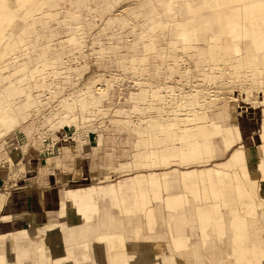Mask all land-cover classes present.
I'll use <instances>...</instances> for the list:
<instances>
[{
    "label": "rangeland",
    "instance_id": "1",
    "mask_svg": "<svg viewBox=\"0 0 264 264\" xmlns=\"http://www.w3.org/2000/svg\"><path fill=\"white\" fill-rule=\"evenodd\" d=\"M166 1L169 0H36L35 6L29 4L25 9L16 12V0H6L12 11L16 12L15 24L20 23L21 27L12 36L14 27L9 26L5 33L8 46L6 48L1 46L3 49L0 47V53L3 54L2 57L0 55L2 112L0 115L7 118L6 124H0V175L5 180L0 183V191L3 186L6 187L0 192V204L1 206L3 204V208L0 209V220L3 212L9 207L7 188L15 187L19 177L25 173L37 171L45 177L55 170L56 176L62 173L64 179L71 173L69 182L61 185L62 191L66 189L76 191L82 196V200L87 198L89 201L92 194L86 187L114 188L117 183L115 179L123 176L149 177L153 173L152 178L156 179L165 170L188 169L192 165L202 163L207 154L201 153L198 163L183 166L179 156H172L166 168H151L146 165V156L147 152L160 153L153 145L164 141L163 138H167L168 148L171 149L166 151L171 152L180 150L187 152L192 145L201 143L199 135L201 125L208 129V132L212 129L209 105L214 108L220 104L229 116L239 117V121L252 129L256 127L253 133L256 135L253 136L261 133L264 123V72L255 80L251 74L239 79L234 77L229 81L222 77L208 87L207 80L203 78L200 82L196 74L200 76L208 68H219L223 61L218 50L208 48L209 56L206 60L205 54L201 58L198 56L200 50H194L195 45L189 46L191 49H187L188 46H176L178 50L186 49V59H179L178 65L190 68L187 78L179 77L177 74L169 76L168 59V61L154 59V63L151 61L153 55L149 52L154 48L156 52L162 54L166 52L165 46L158 44L157 41L166 36L176 40L178 32L174 25L172 29L168 27L173 22L171 19L162 15L155 16L156 6ZM208 1L206 6L190 11L188 14L190 17L179 16L178 19L184 30L198 29L199 19L194 20L193 16L209 14L203 11V8L211 11L209 7H212L217 12L216 22L220 32L217 36L224 37L227 31L224 25L226 21H232L234 10L229 7V10L221 11L218 5H235L236 2ZM262 15L264 16V12ZM155 18L158 23L154 22ZM261 23V29L264 30V19ZM244 24L250 29L247 20H244ZM195 33L193 37L199 38L200 35L196 36ZM163 42L165 43V40ZM151 43L156 46L151 47ZM117 48L119 50H116ZM142 53L146 54L144 63L137 62L140 57L136 58L135 62L133 56ZM202 62L208 67L202 66ZM213 64L215 65L212 66ZM222 71L223 68H219L220 75L223 74ZM18 80H22L20 83L22 94L13 98L7 96L8 92L4 94L7 86L20 87L16 82ZM110 84H113L112 87L115 89L114 95L104 98L96 106L91 105V97L101 96L98 88L106 89ZM133 87L139 92L128 101L126 89ZM41 95H48L47 100L42 101ZM211 97L216 102L210 101ZM78 100L80 104L87 105L82 115L79 109L71 112L69 108ZM198 105H203L204 109ZM55 106L57 127L48 126L52 116H49L47 122L43 120L40 131L32 133V136L35 137V141L44 144L40 146L36 141L33 145V140H30L32 123L29 122L41 117L42 112H51ZM13 107L15 108L11 111ZM198 109H203L204 114H198ZM72 114L75 117H72ZM10 116L15 118L14 125L8 120ZM151 118L159 120L164 118L169 123L178 122L177 126L170 128L178 140L174 141L169 131L162 133L153 126L148 127L147 120ZM129 130L141 133L146 130L152 131L154 142L146 147L144 138L139 141L140 147L135 144L136 149L133 150L132 144L136 142ZM216 141L220 142V138L217 137ZM82 145L86 146L87 151L81 150ZM158 146L156 148H159ZM243 148L244 144L237 149ZM247 148L250 155L259 156L254 147ZM110 153L113 154L112 157ZM14 155L15 159L11 161ZM208 156L218 158L212 154ZM134 158H140L144 164L133 165ZM127 163L130 165L124 167ZM107 166L113 171L105 172ZM213 168L214 164L196 169L206 172L207 169ZM90 170L93 171V175L89 174ZM236 170L229 169L230 178L227 177L226 183H232L231 176ZM258 178L261 182L260 175ZM130 182L132 181H125L127 184ZM219 185L220 190H225L224 183ZM252 188L255 187L249 189ZM226 190L231 191L229 188ZM26 192L31 193L30 190ZM222 195L225 199L223 192ZM182 197L181 204L190 210L187 213L188 217L199 220L200 223L201 220H205L208 226L188 227L189 219L186 218L182 236L174 239L182 238L183 241L184 238L190 237L196 246H200V235L203 238L206 236L207 242L204 243H209L214 250L212 240L218 236L219 231L213 228V225L220 220L219 214L216 213L217 216L214 215L215 218L212 220L207 218L209 211L202 213L197 211L195 206L200 202L199 190L191 181L187 182ZM255 201L256 199L253 203ZM17 213L18 211L9 213V217L13 218ZM208 216L210 218V214ZM208 222L212 224L209 225ZM261 228L264 230L263 226ZM17 229L18 226L12 227L13 231ZM6 238L8 237L2 238L0 242ZM12 244L7 249L9 253L13 252ZM19 251L17 249L15 252Z\"/></svg>",
    "mask_w": 264,
    "mask_h": 264
},
{
    "label": "bare ground",
    "instance_id": "2",
    "mask_svg": "<svg viewBox=\"0 0 264 264\" xmlns=\"http://www.w3.org/2000/svg\"><path fill=\"white\" fill-rule=\"evenodd\" d=\"M235 2V5H218V8H220L221 11H226L230 8L234 10L232 21L228 20L224 25V27L227 29V31L225 32L226 36L224 37L217 36V34L220 33L218 31L219 25L216 22L217 12L214 11L212 7H209L211 11H209L206 7L203 8V11L208 12L209 14L204 13L199 16H193L194 20L199 19L200 23H198V29L190 28L189 30H184L185 28L182 27V24L178 19L179 16L190 17L188 16L190 11L197 10L203 6H206L209 3L208 0H169L164 3H159L156 6L158 9H154L155 16L162 15L171 19V21L173 22L171 23V25H168V27L172 29V25H174V27H176V31L178 32L176 34V40L169 38L170 36H166V38L163 37L162 39H159L157 41L158 44H162L166 48V52H164L163 54L161 52H156L154 48L156 45L151 43V47L154 48L153 51L149 52L151 55H153V57L150 58L151 61H153L154 63V59L161 61L169 60L168 63H170V65H168L167 63V69L170 73L169 76H175L177 74L179 77L187 78L191 71L190 68H188L187 66L183 67L178 65L179 59H186V49L181 48L180 50H178L176 46H188L187 49H191L189 48V46L195 45L196 48L194 50H200V53L198 54L200 58L203 57V54H205L204 58L207 57L206 60L208 59V48L218 50V52H220L221 54L220 58L223 63L218 67L223 68L222 75H220L219 73V68H208V70L203 72L200 76L196 74L197 78L200 79V82L203 81V78L207 80L208 84L206 86L208 87H211L212 83L216 82L217 80H221L222 77L226 79V81H229L234 77L238 79L244 76L247 77L248 74L253 75L252 78L254 80L261 77L262 73L264 72V30L261 29V20L264 19V16L262 15V12H264V0H235ZM35 3L36 0H16V12L25 9L29 4L35 6ZM40 8L42 7L40 6ZM16 12L12 11V9L8 6L6 0H0V47L3 46L6 48L8 46L5 33L8 30L9 26L14 27V29H12V36H14L16 34V30L21 27L20 23L15 24L17 20ZM244 20L248 21L250 29L245 26ZM154 22L158 23L157 18L154 19ZM194 33L196 34V36L200 35V37H193ZM164 40L165 43L163 42ZM116 50H119V48H117ZM134 51L136 50H133V52ZM0 55L1 57L3 56L2 52L0 53ZM145 55V53H142L139 54V56H133V58L135 59L134 61L136 62V58L140 57L137 62L143 64ZM199 64H201V62ZM56 65L60 66L59 64ZM156 65L158 66L159 64ZM214 65L215 64H213L212 66ZM202 66H204L203 62ZM204 67L208 66L205 65ZM156 70L159 71V69ZM16 82L20 87L10 85L9 87L7 86L6 89H4L3 92L4 94L8 92V97L13 98L18 94H22V88L20 84L22 83V80H18ZM186 82H188V80ZM112 86L113 84H110L106 89L98 88L101 96L99 98L91 97L90 104L96 106L100 104V102L104 100V98L114 95L115 89ZM126 91L129 96L127 98L128 101L131 100L132 96L135 93L139 92V90L135 87L126 89ZM47 96L48 95H41V100H47ZM51 96L52 95H50V97ZM79 101L80 100L75 102L74 106L70 105L69 108L71 112L74 109H79L80 114L82 115L87 105L80 104ZM210 101L216 102L214 101L213 97L210 98ZM200 106L204 109V107H202L203 105H198V107ZM208 107L210 110L209 116H211L210 123L212 125L213 131L208 132L201 125L199 131L201 143L192 145L191 149L187 152L182 150L173 152L164 151L158 154L147 152L146 165L150 166L151 168H166L170 164L169 159L172 156H179L180 163L183 166L192 163H198L200 161L201 153L204 155L212 154L214 157H221L224 156V153L228 151L230 145L234 141H240L246 135L254 133L256 127L252 129L250 126L245 125V123L239 121V117L229 116L226 111L222 107H220V104H217L216 106H214V108H212V106L210 105ZM14 108L15 107H13L11 111ZM55 109L56 106L51 110L52 113L48 111L42 112L40 115L41 117L33 119L29 122L32 123L30 125V140H33V145L34 142L38 140L35 141V137L32 136V133L35 134L40 131L39 128L43 124V120L47 122L49 116H52V119L48 126L51 125L53 127H57ZM203 109H198L197 113L204 114ZM1 113L2 112L0 109V114ZM72 117H75V115L72 114ZM40 118H42L41 121ZM6 119L7 118L4 117V115L2 117L0 115V124H6ZM8 120H10V123L12 125L16 123L15 118H13L12 116H10V118L8 117ZM230 123H238L239 125L236 128V138H233V136H231V132L228 128V125ZM177 124L178 122L176 121H173L171 123L166 122L164 118H162L161 120L153 118L147 120L148 127L153 126V128L158 129V131L162 133L167 131L172 133L170 131V128L177 126ZM32 127H34V130H32ZM129 132H131L135 137L136 143L132 144L133 150L136 149V147H134L135 144L138 145V148L140 147L139 141L143 140L144 138L146 139V142L144 141L146 143V147H148L150 143L154 142L152 131L146 130L145 132L141 133L138 131L129 130ZM113 136H115V134ZM172 136L174 141L178 140L177 136H175L174 133H172ZM215 136H220V144L215 141ZM257 141H264V123L261 133H259L257 136L249 138L248 142L244 144L246 146L245 148L234 149L232 151L230 162H215L213 169H207L206 172L200 171V176L198 177L200 181L199 186L202 188V190L209 189L211 192H214L217 188H220L219 183H224L223 188H229L230 190L232 188L241 190L243 185L247 186V188H260L261 185L258 175L254 171L253 165L249 164L250 150L247 148L249 145ZM43 144V142H39L40 146H42ZM261 147H264V144L254 149L258 153ZM81 150L87 151L86 146L82 145ZM110 156L112 157L113 154L110 153ZM14 159L15 155L11 157V161H13ZM138 164L143 165V160L134 158L133 165ZM128 165H130V163H127L126 165H124V167H127ZM109 167L110 166L106 167L108 169H106L105 172L113 171ZM233 168H237L238 171L236 174H233L231 176L232 183H226L225 180L227 179V177L230 178V176H228L229 169L232 170ZM89 174L93 175V171L90 170ZM152 175L153 173L150 174L149 177L139 175L135 178V180H130L132 182L128 184L120 182L116 187L118 193L120 194L124 188L129 187L135 193L134 199L136 200V202L134 203L127 204L125 197L123 195L119 196L120 205L123 209L119 214L123 216L128 226L125 235L122 236L123 238L119 237V235H116L115 229L113 228L109 229L108 232L105 231V219H111L110 215L106 216L105 214L100 213L98 207L90 206L89 201L80 199L77 192L74 191L66 192L64 196L60 194V199L56 206L57 210L49 219H59V235L64 237L65 240H67V238H74V240L76 241V247L74 251L80 253L81 255H83V252L87 251L88 249L87 246L82 245L83 234L85 232L88 242H93L92 251L93 247H95L94 243L97 242L105 257H109V253L111 251L117 250L122 252L123 250H128V255L131 258L132 264H138L137 262L132 260L134 257H136L137 252L139 254V258H141V264H145L150 261L160 264L165 256L170 259L171 257H174V252L170 245L165 243V239L163 235H161V227L164 216L161 213L156 212L155 210H146L148 196V191L146 190L148 189V187L152 188L153 186ZM158 178L160 184L159 188L163 189L164 191L172 190V187L175 183H181L183 185L185 184V174L179 172L177 168H172L169 171L165 170L161 176H158ZM86 189H88L89 192L93 194L94 188L86 187ZM26 191H28V189L24 190L21 194H19L18 196L16 195L13 198V203L14 201L23 203L24 209L18 211V213L13 218L9 217V213L3 212L2 218L0 220V225H2V227L10 229L1 232L0 239H2L3 237H8L14 240H19L28 237L29 239L35 241L37 246H40V244L38 243L39 237L36 234V227L43 225V223H47L44 224L46 227V235L43 239V243L47 245L50 236L54 233V227L52 226V224H49V220H47L46 222L41 221L38 214L33 210L32 207V193ZM256 200L260 201L261 199L257 197ZM172 201H176L177 203H179L180 198H174ZM7 205H10V199ZM2 208L3 204L2 206L0 204V209ZM251 209L252 212H256L260 216L259 210H256L255 208ZM260 211L261 215L264 216V207L261 208ZM238 213L244 216L246 214V208L241 206ZM69 215H71L72 222L75 224L74 227H62L65 226L64 220ZM152 218L158 220V222H156L155 224L156 227H145L146 222H144V220ZM13 226H18V229L13 231ZM141 229H143V233L145 231V235H141L139 233ZM137 242L139 244H137ZM179 257L184 258L182 254H180ZM197 257L198 255L196 256V260ZM189 258L190 257L188 256V259ZM0 264H17V261L11 263L0 255ZM176 264H190V262L181 260L179 261L176 259ZM197 264L199 263L197 262Z\"/></svg>",
    "mask_w": 264,
    "mask_h": 264
},
{
    "label": "crops",
    "instance_id": "3",
    "mask_svg": "<svg viewBox=\"0 0 264 264\" xmlns=\"http://www.w3.org/2000/svg\"><path fill=\"white\" fill-rule=\"evenodd\" d=\"M237 127L238 125L232 123L228 125L233 138H236ZM212 131L213 128L211 129V132ZM253 135L256 134L252 133L246 135L240 141H234L230 145L228 151L224 153V156L214 159L211 158V156L205 155L203 162L200 164L192 165L188 169L184 168L179 170L177 168L179 172L185 174V184L175 183L172 190H169V192L159 188V178L153 179L152 188L148 187L146 190L148 191L146 210H155L164 216L161 235H163L165 243L170 245L174 252V257H171L170 259L165 256L160 264H176V259L179 261H189L190 264H197V262L199 264H264V230L261 228L262 226L264 227V216L261 215L260 211L261 208L264 207V147L260 148L258 152L259 156L250 155L249 160V164L253 165L256 174L260 175V188L249 189L247 186L243 185L241 190L233 188L231 191L226 189L220 190V188H217L214 192H211L209 189L202 190L199 186L200 181L198 176H200V171L203 170L196 169L213 165L215 162H230V151L242 147V144L248 142V139ZM217 137L220 138V136H215V141ZM166 139L163 138L164 141L153 145V147L159 152L171 150L168 148ZM257 142L248 147L251 149L253 147H260L264 144V141ZM218 143L220 144V142ZM234 145L236 146L234 147ZM156 146L159 148H156ZM161 170H157V172ZM237 171L238 170H236L235 173H230L236 174ZM66 176L67 175H65V177ZM69 176L71 177V173H68V178L64 179L62 173L60 176H56V171L53 170L45 177H42L37 171H34L33 173L22 174L15 187L7 188L9 191L10 205L4 211L5 213L17 212L24 209L23 203L15 201L13 203V198L28 189L32 193L33 210L36 211L42 222L49 220V224H52L54 227V233L50 236L48 244L46 245L43 243V239L46 235V227L44 224L47 223H43V225L36 227V234L39 237L38 243L40 246H37L36 242L28 237L19 240L6 238L5 241L0 242V255L11 263L17 261V264H132L131 258L128 255V250H123L122 252L117 250L111 251L109 257H105L100 246L96 242L94 243L95 247H93L92 251L93 242H88L85 232L83 234L82 245L87 246L88 249L83 252L84 256L74 251L76 247V241L74 238H67V240H65L64 237L59 235V219L49 218H51L57 210L56 206L60 199V194L64 196L66 192L72 191L70 189L62 191L61 189V185L63 186L65 183L69 182ZM136 177L137 176L125 178V176H123L117 180L115 179V181H117L116 187L120 182L125 183V181L128 182V180H135ZM55 178H58L61 183H58L59 180L57 181ZM1 181L5 180L0 175V183ZM188 181H191L199 190L200 202L197 203V205L195 204L197 211L200 213L209 211L207 218L212 220L215 218L214 215L217 216L219 214L220 220L214 223L216 227L213 225V228L219 231L217 234L218 236L212 240L214 250L210 247L209 243H204L207 242L206 236L203 238L200 235V246H196L190 237L185 236L186 238H184L183 241L181 240L182 238L174 239L179 235V237L182 236V228L186 225L185 221H187V219H189L188 227L207 228L208 226L205 220H201L202 223H200L199 220L190 219V216L188 217L187 215L190 210L187 209L186 205L181 204L183 191ZM116 187H92L94 188V191L92 196L89 197V205L98 207L100 213H103L106 216L110 215L111 219H105L106 232L113 228L115 229L116 235L122 237L125 235L128 226L123 216L119 214L123 210L120 205L119 196L123 195L127 204L134 203L136 200L134 199L135 193L130 188H124L120 194ZM4 189H6L5 186H3L1 191ZM172 191L175 193H172ZM222 192L225 194V199L223 198ZM257 197L261 199V202L259 203V200H256L253 203ZM79 198L82 199L80 194ZM174 198H180V202L177 203L176 201H172ZM83 200L88 199L83 198ZM92 200L93 202H91ZM241 206L246 208V214L244 216L238 213ZM116 207H119V209H116ZM251 208L259 210L260 216L256 212H248ZM209 214L210 218L208 216ZM68 218L70 221H68ZM197 221L199 223H197ZM64 222L65 226L62 227L72 228L75 225L72 222L71 215H69ZM144 222H146L145 227L155 228V224L158 220L152 218L145 219ZM208 224L211 225L212 223L208 222ZM7 229L10 228L2 227V225H0V233ZM142 230L143 229H141L139 233L145 235V231L143 233ZM11 244L13 246V252L9 253L7 249ZM137 244L139 243L137 242ZM17 249L20 250L18 253L15 252ZM180 254H182L185 259L180 258ZM197 255L198 257L196 260ZM188 256L190 257L189 259ZM132 260L141 264V258H139L138 252L136 253V257ZM145 264L159 263L150 261Z\"/></svg>",
    "mask_w": 264,
    "mask_h": 264
}]
</instances>
